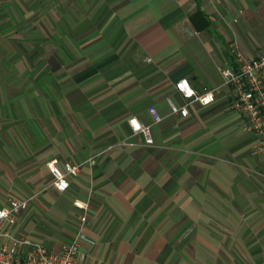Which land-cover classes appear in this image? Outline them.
I'll list each match as a JSON object with an SVG mask.
<instances>
[{
    "label": "crops",
    "instance_id": "1",
    "mask_svg": "<svg viewBox=\"0 0 264 264\" xmlns=\"http://www.w3.org/2000/svg\"><path fill=\"white\" fill-rule=\"evenodd\" d=\"M233 43L264 51V0H0V207L31 199L0 247L82 234L81 264H264V154L218 71ZM53 159L81 164L65 192Z\"/></svg>",
    "mask_w": 264,
    "mask_h": 264
},
{
    "label": "built area",
    "instance_id": "2",
    "mask_svg": "<svg viewBox=\"0 0 264 264\" xmlns=\"http://www.w3.org/2000/svg\"><path fill=\"white\" fill-rule=\"evenodd\" d=\"M232 53L234 54V50ZM218 71L223 78V86L228 87L232 94L231 107L244 116L245 130L254 136L253 151L264 154V53L251 58L236 52L232 61L219 66ZM175 89L187 100V104L207 106L215 101V94L219 92L220 87L197 92L186 79H181L175 83ZM169 106L172 114H179L182 117L188 115L186 106L178 107L171 101ZM149 113L153 123L162 120L154 107H149ZM128 123L134 134L143 136L145 144H153L150 124H144L136 118L129 119ZM47 167L53 178L54 189L65 192L69 187V178L79 173L81 164L66 162L59 166L57 160L53 159L47 163ZM29 201L30 199L10 198L0 207V237H11V230ZM75 205L81 206L77 202ZM82 243L93 244L82 234L76 235L69 245L62 247L58 252L48 250L41 243L15 241L12 248L0 247V264H81L79 246ZM21 245L28 246L24 254L15 251Z\"/></svg>",
    "mask_w": 264,
    "mask_h": 264
},
{
    "label": "rangeland",
    "instance_id": "3",
    "mask_svg": "<svg viewBox=\"0 0 264 264\" xmlns=\"http://www.w3.org/2000/svg\"><path fill=\"white\" fill-rule=\"evenodd\" d=\"M26 34H28V32H26ZM45 36H46V32L43 30V31H42V36H41V37H45ZM237 39H238V38H237ZM230 49H231V55H232V57H233L234 54H236V52H241V51L239 50L238 45H237L236 43L231 44ZM232 50H234V54L232 53ZM241 53H242V52H241ZM262 53H264V51L259 52V53L255 54L254 56H250V57H251V58L258 57V56L261 55ZM242 54H244V53H242ZM244 55H245V54H244ZM246 56H247V55H246ZM30 200H31V199H30ZM74 206H76V205H75V202H74Z\"/></svg>",
    "mask_w": 264,
    "mask_h": 264
},
{
    "label": "trees",
    "instance_id": "4",
    "mask_svg": "<svg viewBox=\"0 0 264 264\" xmlns=\"http://www.w3.org/2000/svg\"><path fill=\"white\" fill-rule=\"evenodd\" d=\"M230 61H232V59H230Z\"/></svg>",
    "mask_w": 264,
    "mask_h": 264
}]
</instances>
